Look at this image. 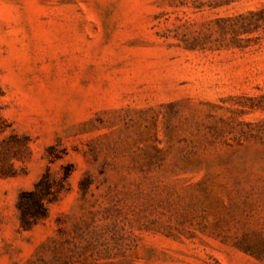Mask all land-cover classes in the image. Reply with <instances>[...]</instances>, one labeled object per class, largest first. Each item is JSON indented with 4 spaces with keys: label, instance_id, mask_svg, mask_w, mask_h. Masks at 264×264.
<instances>
[{
    "label": "rangeland",
    "instance_id": "374dc122",
    "mask_svg": "<svg viewBox=\"0 0 264 264\" xmlns=\"http://www.w3.org/2000/svg\"><path fill=\"white\" fill-rule=\"evenodd\" d=\"M0 116V264H264V0H0Z\"/></svg>",
    "mask_w": 264,
    "mask_h": 264
},
{
    "label": "trees",
    "instance_id": "16d2710c",
    "mask_svg": "<svg viewBox=\"0 0 264 264\" xmlns=\"http://www.w3.org/2000/svg\"><path fill=\"white\" fill-rule=\"evenodd\" d=\"M3 120H2V118H1V116H0V128L2 127V124H3ZM41 184H43V181H41L40 182V185ZM45 189H48L49 190V186L47 185V186H45ZM35 200V203L37 204V206H38V208L41 210V211H44V209H43V205H42V195H41V192L39 193V192H33L32 193V195H31ZM25 207H20V210H21V215L23 216V217H25V216H27V215H29V214H32V209L30 208V206L29 205H24Z\"/></svg>",
    "mask_w": 264,
    "mask_h": 264
}]
</instances>
